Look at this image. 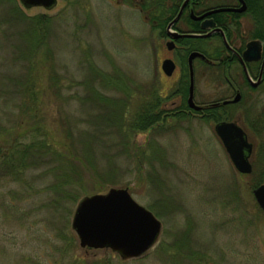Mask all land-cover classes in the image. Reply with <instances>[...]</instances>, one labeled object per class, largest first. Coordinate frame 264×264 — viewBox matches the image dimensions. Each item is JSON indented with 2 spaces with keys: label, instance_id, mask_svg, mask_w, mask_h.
Listing matches in <instances>:
<instances>
[{
  "label": "rangeland",
  "instance_id": "1",
  "mask_svg": "<svg viewBox=\"0 0 264 264\" xmlns=\"http://www.w3.org/2000/svg\"><path fill=\"white\" fill-rule=\"evenodd\" d=\"M15 3L26 15L48 17L49 67L41 62L38 89L40 128L61 138L68 132L71 155H89L87 167L73 161L74 168L84 170L76 200L126 187L160 220L161 231L154 246L135 259L121 260L106 248L79 247L69 227L76 200L62 198L56 209L51 206L54 194L45 186L52 177L48 180L46 170L60 169V163L47 160L18 180L0 173V264H264V214L251 194L258 179L237 174L213 122L180 115L185 108L175 87L186 88L187 72L183 78L179 71L160 72L159 62L169 53L160 31L121 0H56L48 10ZM9 32L1 24L0 141L21 112L10 80L20 71V60L10 64L9 44L16 38ZM194 68L193 100L220 96L208 89V72L202 75L197 64ZM52 74L61 79L59 92L48 82ZM92 93L110 98L118 110L108 115L109 126L102 119V108L109 107L94 106ZM141 109L167 114L148 130H128L125 120ZM247 112L242 120L253 138V109ZM63 119L72 131H64Z\"/></svg>",
  "mask_w": 264,
  "mask_h": 264
},
{
  "label": "flooded vegetation",
  "instance_id": "2",
  "mask_svg": "<svg viewBox=\"0 0 264 264\" xmlns=\"http://www.w3.org/2000/svg\"><path fill=\"white\" fill-rule=\"evenodd\" d=\"M121 1L132 3L149 26H163L160 37L166 38L163 45L168 55H172L161 58L159 69L165 76L179 71L180 78H183L182 73L186 68V93L178 99L184 103V116L211 121L213 125L218 121L233 122L240 127L250 144L247 157L250 171L247 174L258 179L254 187L264 184V36L252 35L256 26L252 10L256 5L250 4L248 0ZM172 33H191L194 36L170 37ZM251 41H258L259 45L249 44ZM190 52L197 53L191 59L193 91L194 65L197 64L201 67L199 70L202 75L208 72V89L221 94L207 101H194L192 92V101L197 109L188 107L186 103L187 57ZM163 59H170L174 65L169 75L161 69ZM181 85L183 87L185 81ZM251 108L254 118L253 138L249 136L242 120V112L249 114L247 111ZM234 170L240 176L247 175Z\"/></svg>",
  "mask_w": 264,
  "mask_h": 264
},
{
  "label": "trees",
  "instance_id": "3",
  "mask_svg": "<svg viewBox=\"0 0 264 264\" xmlns=\"http://www.w3.org/2000/svg\"><path fill=\"white\" fill-rule=\"evenodd\" d=\"M248 1L250 4L256 5V8L252 10L256 25L252 35L256 37L264 36V0ZM15 2L16 0H0V27L1 24H5L6 28L11 30L8 37L10 38L12 35L16 38V42H10L9 44V51L14 53V55L11 54L12 57H9V59L12 65L15 59L20 60V71H18L17 76L10 78V80L14 82V92L20 98L19 107H21V112L16 117L14 127L8 128L5 131L6 138H2L0 141V173L8 175L12 180H16L17 178L20 179L19 177L26 170L39 165V162L57 160L60 163V169L49 168L46 170L48 180L49 177H52V181L48 183V186H45L52 195L54 194V203L51 206L56 209L60 199L70 198L73 202L76 200L78 193L82 191L80 179L84 170L74 168L76 164L73 161H78L82 164L86 163L84 166L87 167L90 157L86 153L76 157L71 155L70 151L73 152L74 148L73 146L69 147L72 144H69L72 138H69L68 132L64 138H61L51 133L47 128H43V126L40 128L41 116L37 103L41 99V94L38 89L42 81L40 77L41 68L44 67L41 62L44 61L49 67V46L46 40L48 38V17L42 13L26 15L24 11L15 5ZM152 28L162 31L163 26L160 24L152 25ZM48 82L56 87V92H59L60 77L58 78L55 74H52L48 76ZM177 93L179 97L183 98L186 89L178 88ZM90 97L93 103L102 102L104 103L102 106L109 107L102 108L106 113L105 117L102 118L103 122L109 126L108 115L118 114V110L112 106V103L110 104V98L108 97L93 93ZM157 100H154L156 107L157 104L159 105V99ZM95 104L94 106H96ZM180 107L182 108L183 106ZM179 111L183 113L180 115L184 116L185 112L182 109ZM166 114L167 112L160 109L155 112L141 109L135 112L133 117L125 120L126 126H128L126 128L128 130H137L135 132L148 130L161 116ZM111 119H114V117ZM116 119L113 122H118ZM63 121L65 126L68 127L64 131H72L67 122L64 119ZM124 135L125 131L121 136L126 140ZM94 140L96 142L99 138L96 137ZM81 141L82 139H80L79 143ZM118 153L125 154V150ZM91 170L96 172L93 169ZM106 174L101 175H104V178H108ZM51 202L52 199L50 200Z\"/></svg>",
  "mask_w": 264,
  "mask_h": 264
},
{
  "label": "water",
  "instance_id": "4",
  "mask_svg": "<svg viewBox=\"0 0 264 264\" xmlns=\"http://www.w3.org/2000/svg\"><path fill=\"white\" fill-rule=\"evenodd\" d=\"M24 8L42 7L51 9L56 0H18ZM170 37H191L194 34H169ZM256 46L258 41H251ZM167 47H169L167 45ZM248 51L246 50V53ZM197 53L190 52L187 57L188 87L186 103L197 109L192 101L193 82L191 59ZM161 69L169 75L174 67L170 59L161 61ZM213 132L221 142L234 169L248 173L250 165L247 157L250 144L243 131L233 122L218 121ZM257 205L264 212V184L252 189ZM69 227L81 248L109 249L121 260L141 257L156 243L160 231V220L145 206L138 203L126 187H108L103 192L80 196L71 211Z\"/></svg>",
  "mask_w": 264,
  "mask_h": 264
}]
</instances>
